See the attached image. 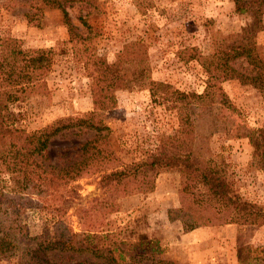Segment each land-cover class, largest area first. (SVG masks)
Listing matches in <instances>:
<instances>
[{
	"label": "rangeland",
	"instance_id": "1",
	"mask_svg": "<svg viewBox=\"0 0 264 264\" xmlns=\"http://www.w3.org/2000/svg\"><path fill=\"white\" fill-rule=\"evenodd\" d=\"M64 9L83 38L74 44L67 43L58 9L35 0H0V38L16 39L23 51L54 50L45 78L49 94L13 104L10 109L19 114L17 125L33 132L59 119L91 116L108 129L107 137L96 144L106 151L103 160L92 161L73 180L57 181L43 192L26 196L21 195L17 180L0 173V188L23 203L20 219L29 235L53 241L63 240L66 230L80 237L108 234L100 243L117 246L114 255L120 251L123 257L118 264H174L163 257L169 242L183 234L179 221L169 222L166 215L179 207L180 169L159 170L151 192L125 197L118 191L126 181L101 186L99 179L110 171L131 167L159 149L170 151L178 135L181 141L176 151L184 153L189 141L195 156L218 169L233 193L264 211V170L253 162L247 138L264 127V12L256 19L238 14L232 0H74L65 3ZM80 18L87 21L89 33ZM242 29L251 32L241 43L253 46L260 68L252 69L243 57L229 58L231 68L250 78L241 83L223 78L220 71L210 80L220 87L232 112L218 105L184 108L169 96L171 91L201 94L207 84L204 68L208 61H223L222 51L228 52L223 47L235 46L238 39L234 36ZM70 46L79 49L75 57ZM95 56L106 64L120 62L117 74L127 75L129 81L114 92L115 106L106 111L94 110L91 103ZM200 57L206 60L200 62ZM149 81L169 85L168 92L154 90L151 95ZM185 109L193 123L190 135L180 133L177 111L184 115ZM93 135L80 132L53 137L46 150L47 162L59 166L76 161L78 145ZM133 186L134 181L128 183ZM196 189L204 193L201 187ZM224 226L209 227L226 229L225 236L232 232L230 242L223 236L218 244L202 242L197 250L187 244L181 250L186 263L203 264L211 259L213 264H264V225L239 222ZM81 257L75 255L74 259ZM0 264H17V258L0 257Z\"/></svg>",
	"mask_w": 264,
	"mask_h": 264
},
{
	"label": "trees",
	"instance_id": "2",
	"mask_svg": "<svg viewBox=\"0 0 264 264\" xmlns=\"http://www.w3.org/2000/svg\"><path fill=\"white\" fill-rule=\"evenodd\" d=\"M72 1L74 0H35L61 12L62 23L66 27L69 38L68 44H74L79 39L83 40L71 25L64 9V4ZM89 1L91 0H86V2ZM232 4L236 13H245L253 19H256L257 14L260 16L264 12V0H232ZM80 21L82 27L89 33L91 28L87 21L84 18H80ZM249 33L251 32L247 29H242L238 36H234L236 41L238 39L235 46L231 44L223 47L228 49V52L222 51L225 55L223 61L218 60L219 58L208 61L209 66L204 68L208 75L207 84L201 94L168 92L169 85L149 81L147 84L150 86L151 95L154 94V90H164L170 94L169 96H174L184 108L218 105L221 109L232 112L234 109L227 102L220 87L215 86V83L210 80L215 79L221 72L224 73L223 78L238 80L241 83L250 78L240 75L231 68L227 63L229 58L243 57L252 69L260 68L261 61L257 58L253 46L247 42L241 43L245 40L244 35ZM70 48L73 56H76L79 49L73 46ZM53 55L52 49L23 51L16 39L0 38V173H8L12 181L15 179L19 182L21 195L43 192L45 187L55 186L57 181L73 180L92 161L97 158L103 160L102 156L106 152L105 149L97 148L96 144L107 137L108 129L94 122L91 116L59 119L33 132H28L17 125L19 114L10 109L13 104L28 102L36 95L49 94L45 78L50 71ZM92 58H94L96 69L90 77L91 103L94 110L106 111L115 106L114 92L123 88L129 81L126 79L127 75L117 74L120 62H117V65L106 64L96 56ZM199 60L202 62L206 59L200 57ZM143 71L144 67H141L140 75ZM250 80L253 81V79ZM177 115L180 133L190 135L193 123L187 109L184 115L181 111H177ZM80 132H93L94 135L92 139L78 145L76 161L66 165H50L46 157L50 139L57 135L80 134ZM247 138L252 146L253 162L264 170V127L248 134ZM175 139L176 141L174 140L169 148L170 151L159 149L143 161L132 165L133 168L125 167L120 171H110L101 176L99 184L108 186L126 181L127 184H121L118 191L120 197L137 193L145 194L152 191V181L159 170L179 168L183 177L179 189V207L168 210L166 215L169 222L179 221L183 233L198 227L239 222L264 225V211L252 203L241 200L233 193L218 169L195 156L189 141L184 147V153L176 151L181 139L179 135ZM133 181L134 186L128 187V183ZM198 187H201L204 193L196 189ZM7 192L16 194L14 191ZM23 209V203L6 195L0 188L1 258L16 256L17 264H118L123 259L120 251L116 256L114 255V252L118 251L115 244L100 243L109 238L108 234L93 233L80 237L66 230L67 236L63 240L40 241L38 237L30 236L25 225L22 224L20 216ZM53 210H55L54 206ZM75 255L82 257L75 260Z\"/></svg>",
	"mask_w": 264,
	"mask_h": 264
},
{
	"label": "crops",
	"instance_id": "3",
	"mask_svg": "<svg viewBox=\"0 0 264 264\" xmlns=\"http://www.w3.org/2000/svg\"><path fill=\"white\" fill-rule=\"evenodd\" d=\"M232 224L224 226L225 228H230ZM221 231H218V229L214 228H206V227H198L191 231H188L187 233H183L180 238H176L175 242H169L167 252L165 253L163 259H166L167 261H172L174 264H187L185 261L184 255L181 253V250H185L186 247H192L193 249L197 250L199 245L202 242H207L208 244L214 245L218 244L221 237H225L224 240H227L229 238V242L232 238V232L228 236L224 235L226 233V229H220ZM228 230V229H227ZM230 230V229H229ZM226 243V241H225ZM187 244H190L187 246ZM194 257L197 256V253H194ZM209 256L211 254L209 253ZM191 258V257H190ZM195 264H197V261H194ZM214 261L211 259L206 260L203 262V264H213Z\"/></svg>",
	"mask_w": 264,
	"mask_h": 264
}]
</instances>
